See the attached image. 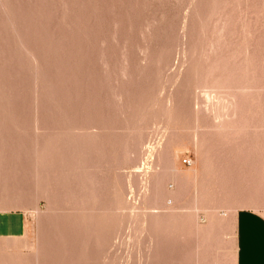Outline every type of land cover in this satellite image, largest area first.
Wrapping results in <instances>:
<instances>
[{"label": "rangeland", "instance_id": "374dc122", "mask_svg": "<svg viewBox=\"0 0 264 264\" xmlns=\"http://www.w3.org/2000/svg\"><path fill=\"white\" fill-rule=\"evenodd\" d=\"M240 209L264 0H0V264H234Z\"/></svg>", "mask_w": 264, "mask_h": 264}, {"label": "crops", "instance_id": "0c3cea01", "mask_svg": "<svg viewBox=\"0 0 264 264\" xmlns=\"http://www.w3.org/2000/svg\"><path fill=\"white\" fill-rule=\"evenodd\" d=\"M22 219L0 214V233L16 234L22 230ZM234 264H264V215L251 209H240L235 216Z\"/></svg>", "mask_w": 264, "mask_h": 264}, {"label": "built area", "instance_id": "2783aa9c", "mask_svg": "<svg viewBox=\"0 0 264 264\" xmlns=\"http://www.w3.org/2000/svg\"><path fill=\"white\" fill-rule=\"evenodd\" d=\"M186 162H188V163H189V160L187 159V160H186Z\"/></svg>", "mask_w": 264, "mask_h": 264}, {"label": "bare ground", "instance_id": "6f19581e", "mask_svg": "<svg viewBox=\"0 0 264 264\" xmlns=\"http://www.w3.org/2000/svg\"><path fill=\"white\" fill-rule=\"evenodd\" d=\"M173 203V202H172Z\"/></svg>", "mask_w": 264, "mask_h": 264}]
</instances>
